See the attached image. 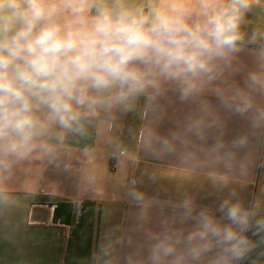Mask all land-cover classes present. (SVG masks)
Returning a JSON list of instances; mask_svg holds the SVG:
<instances>
[{
  "label": "clouds",
  "instance_id": "obj_1",
  "mask_svg": "<svg viewBox=\"0 0 264 264\" xmlns=\"http://www.w3.org/2000/svg\"><path fill=\"white\" fill-rule=\"evenodd\" d=\"M261 0H0V184L27 161L55 163L70 138L90 130L108 132L118 114L136 109L144 98L155 104L169 91L181 102H200L202 115L186 132L201 143L206 129L222 128L220 116L203 100L215 96L224 112L244 119L249 132L225 144L221 137L208 155L231 161L264 133V30L241 31L245 14ZM254 46L253 67L243 86L225 87L226 72ZM211 117L206 123V118ZM179 133L160 138L172 153ZM196 150L186 157L194 158ZM117 159L126 155L116 145ZM219 177V186H227ZM141 209L142 242L124 264H240L264 244L261 201L246 206L224 199L216 209L198 207L191 197L170 205L157 229L147 227L148 202L128 193ZM234 195V193H232ZM6 198L0 187V199ZM259 236L254 241L249 235ZM114 245L102 242L93 264H113Z\"/></svg>",
  "mask_w": 264,
  "mask_h": 264
},
{
  "label": "crops",
  "instance_id": "obj_2",
  "mask_svg": "<svg viewBox=\"0 0 264 264\" xmlns=\"http://www.w3.org/2000/svg\"><path fill=\"white\" fill-rule=\"evenodd\" d=\"M255 30H264L261 6L246 13L241 25L246 37ZM253 48L243 49L222 86H243L245 73L254 66ZM203 100L222 121V128L206 129L203 143L185 130L190 119L203 114L200 102H181L169 91L155 104L141 98L134 111L117 115L108 132L93 129L87 138H70L55 163L33 160L17 165L0 184L6 194L0 199V264H93V253L105 241L114 245L113 264H124L134 249L119 241L142 242L135 231L141 209L128 195L132 190L148 202L147 227L154 230L162 214H171L170 205L185 197L217 217L224 199H239L246 206L259 200L257 218L264 216V133L254 134L249 147L231 161L208 155L206 149L218 137L228 144L249 127L246 120L224 112L211 93ZM174 133L188 147L178 144L175 152L161 151L158 140ZM117 144L126 152L120 159ZM193 149L195 157L187 158L185 153ZM220 176L227 178V186H219ZM59 202L74 206L68 226L52 223L54 207L48 204ZM240 264H264V244Z\"/></svg>",
  "mask_w": 264,
  "mask_h": 264
},
{
  "label": "water",
  "instance_id": "obj_3",
  "mask_svg": "<svg viewBox=\"0 0 264 264\" xmlns=\"http://www.w3.org/2000/svg\"><path fill=\"white\" fill-rule=\"evenodd\" d=\"M48 207H54L52 223L68 226L71 223L73 204L70 202H59L48 204Z\"/></svg>",
  "mask_w": 264,
  "mask_h": 264
}]
</instances>
